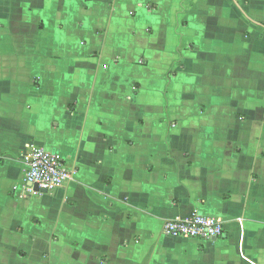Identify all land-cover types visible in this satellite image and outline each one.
I'll return each instance as SVG.
<instances>
[{"label":"crops","instance_id":"obj_1","mask_svg":"<svg viewBox=\"0 0 264 264\" xmlns=\"http://www.w3.org/2000/svg\"><path fill=\"white\" fill-rule=\"evenodd\" d=\"M0 264H264V0H0Z\"/></svg>","mask_w":264,"mask_h":264},{"label":"built area","instance_id":"obj_2","mask_svg":"<svg viewBox=\"0 0 264 264\" xmlns=\"http://www.w3.org/2000/svg\"><path fill=\"white\" fill-rule=\"evenodd\" d=\"M27 170L23 186H17L28 192L41 193V189L52 191L73 180L77 172L75 167L68 166L59 152L46 150L34 145L25 156ZM29 183L30 186H27ZM34 184L38 186L35 190ZM162 230L166 235L180 238L211 241L224 235L222 221L198 208L189 215L176 217L163 223Z\"/></svg>","mask_w":264,"mask_h":264},{"label":"water","instance_id":"obj_3","mask_svg":"<svg viewBox=\"0 0 264 264\" xmlns=\"http://www.w3.org/2000/svg\"><path fill=\"white\" fill-rule=\"evenodd\" d=\"M34 188H35V190H38L39 189L36 184H34ZM41 192L42 193H46V192H48V190L47 189H41Z\"/></svg>","mask_w":264,"mask_h":264}]
</instances>
